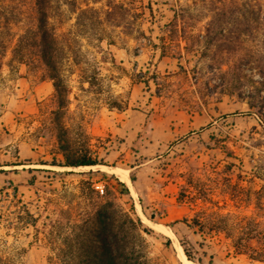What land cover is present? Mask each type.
Here are the masks:
<instances>
[{
    "label": "rangeland",
    "instance_id": "374dc122",
    "mask_svg": "<svg viewBox=\"0 0 264 264\" xmlns=\"http://www.w3.org/2000/svg\"><path fill=\"white\" fill-rule=\"evenodd\" d=\"M35 3L0 0V264H64L138 219L146 264H264V0H48L79 50L64 99ZM112 3L121 26L78 33ZM82 146L105 168L65 166Z\"/></svg>",
    "mask_w": 264,
    "mask_h": 264
},
{
    "label": "trees",
    "instance_id": "16d2710c",
    "mask_svg": "<svg viewBox=\"0 0 264 264\" xmlns=\"http://www.w3.org/2000/svg\"><path fill=\"white\" fill-rule=\"evenodd\" d=\"M112 4L108 5V9L104 13V18L100 15L101 11L93 7L81 9L75 23L78 33L85 29H92L95 33H92L93 35L91 37L95 36V39L102 40L104 37L99 34L101 26L107 24L121 26V21H113V15H115V10L121 9L122 6ZM35 6L37 26L32 31L31 36L28 39L24 38V40H29L28 44L36 49L37 55L45 65L49 79L53 81V86L58 97L64 99L67 97L68 92L65 84L64 65L69 60L75 63L77 60L76 53L79 50H76V47L72 45V41L74 40L69 42V39L62 40L58 36L56 28L50 21L51 16L48 0H36ZM89 14L95 17H88L87 15ZM75 152L74 159L72 161L68 159L65 166L105 165L101 160L93 157L90 150L84 146L78 148ZM122 185L126 188L124 183ZM103 211L104 209L102 208L98 212V221L100 224L105 223V220L102 219ZM186 222L187 220H184V223ZM137 224L97 225L98 240L95 241L91 239L92 233L90 231H84L82 241L76 244V246H69L70 251H77L80 255L78 257L72 256L64 264H146L142 232L147 233L148 231L147 229H143V225L139 219ZM90 239L91 241H89ZM185 250L186 256L190 258L187 249ZM211 263L213 264V261Z\"/></svg>",
    "mask_w": 264,
    "mask_h": 264
},
{
    "label": "bare ground",
    "instance_id": "6f19581e",
    "mask_svg": "<svg viewBox=\"0 0 264 264\" xmlns=\"http://www.w3.org/2000/svg\"><path fill=\"white\" fill-rule=\"evenodd\" d=\"M79 168H81V169H90V168H105V166H102V165H96V166H80ZM106 168H108V169H111L112 171H116L118 174H119V176L126 182V183H129V177H128V175L126 174V173H124V172H121V171H119L117 168H109V167H106ZM165 231L169 234V235H171V233H170V229L168 228V227H165ZM175 236V235H174ZM176 238V237H175ZM177 242V241H176ZM178 243V242H177ZM178 250H179V252H180V256L184 259V261L186 262V263H190V261L188 260V258L186 257V255L184 254V252H183V250H182V248H181V246L179 245L178 246Z\"/></svg>",
    "mask_w": 264,
    "mask_h": 264
},
{
    "label": "built area",
    "instance_id": "2783aa9c",
    "mask_svg": "<svg viewBox=\"0 0 264 264\" xmlns=\"http://www.w3.org/2000/svg\"><path fill=\"white\" fill-rule=\"evenodd\" d=\"M102 193H103V189L102 188H100V187H97Z\"/></svg>",
    "mask_w": 264,
    "mask_h": 264
}]
</instances>
